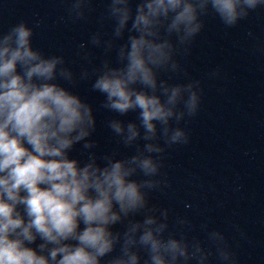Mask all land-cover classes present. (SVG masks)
I'll return each instance as SVG.
<instances>
[{"label":"clouds","instance_id":"obj_1","mask_svg":"<svg viewBox=\"0 0 264 264\" xmlns=\"http://www.w3.org/2000/svg\"><path fill=\"white\" fill-rule=\"evenodd\" d=\"M63 3L72 22L98 7ZM102 8L100 27L75 53L78 70L35 47L27 21L0 32V264H211L213 255L236 264L223 232L201 225L213 252L189 239L188 217L172 220L150 199L170 186L163 153L189 143L180 125L202 99L199 80L162 74L182 71L177 55L190 53L204 17L232 28L264 0H102ZM90 48L102 50L99 62ZM82 83L115 114L103 126L131 155L101 150L98 109ZM130 112L134 120L120 118Z\"/></svg>","mask_w":264,"mask_h":264},{"label":"water","instance_id":"obj_2","mask_svg":"<svg viewBox=\"0 0 264 264\" xmlns=\"http://www.w3.org/2000/svg\"><path fill=\"white\" fill-rule=\"evenodd\" d=\"M96 3L86 20L72 22L63 0H0V32L27 21L35 28V47L63 54L78 70L79 44L100 27L102 0ZM90 51L97 62L103 58L101 49ZM177 59L182 71L164 73L162 78L181 83L199 80L201 105L194 117L180 125L188 131L189 143L163 153L161 171L170 186L152 193L150 199L168 207L172 220L176 215L188 217L189 239L199 238L214 252L201 229L207 224L209 230L224 233L236 264H264V8L232 28L209 14L190 53H178ZM215 70L219 74L210 77ZM77 90L98 109L96 138L101 150L131 155L135 149L119 145L103 126L115 115L100 108L103 97L91 93L86 83ZM135 116L130 112L120 118L127 121ZM211 264H218L214 255Z\"/></svg>","mask_w":264,"mask_h":264}]
</instances>
